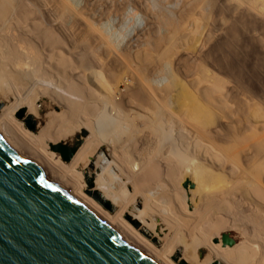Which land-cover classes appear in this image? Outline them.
Listing matches in <instances>:
<instances>
[{
  "label": "bare ground",
  "instance_id": "1",
  "mask_svg": "<svg viewBox=\"0 0 264 264\" xmlns=\"http://www.w3.org/2000/svg\"><path fill=\"white\" fill-rule=\"evenodd\" d=\"M119 1L0 0V127L159 264H264V158L234 186L218 180L201 193L194 210L184 206L185 200L195 204L196 192L188 190V198L180 189L189 150L175 128L182 110L175 108L181 89L178 57L169 51L165 61L150 65L148 54L135 49L156 33L155 22L163 29L159 34L168 37L177 20L168 0L157 3L159 12L147 0L132 1L145 13L147 30L121 39L110 20L111 25L103 21L130 2ZM255 11L264 16L263 9ZM80 25L87 26L88 35L72 40L73 27ZM203 46L204 39L198 40V53ZM209 67L192 86L201 102L185 108L186 130L197 134L193 147L203 149L202 159L226 171L225 162L235 156L217 149L212 127L217 115L209 108L226 98L230 69L225 62ZM216 73L222 77L217 82ZM16 112L39 128L47 123L36 133ZM151 136L157 145L147 162L137 150ZM59 143L77 145L70 161L52 148ZM227 227L239 230L240 242L214 243L216 230ZM203 245L209 249L200 259Z\"/></svg>",
  "mask_w": 264,
  "mask_h": 264
},
{
  "label": "rangeland",
  "instance_id": "2",
  "mask_svg": "<svg viewBox=\"0 0 264 264\" xmlns=\"http://www.w3.org/2000/svg\"><path fill=\"white\" fill-rule=\"evenodd\" d=\"M75 1L81 2V0ZM124 1L120 0L118 3L121 4ZM132 1L142 0H130L129 3H126L125 10L120 12L121 14L119 13L120 15L115 13L103 19L105 22L108 19L109 24L111 22L117 37L119 36L121 39L129 38L130 35L135 36L134 32L147 30L148 20L145 13L141 9H137ZM147 1L152 3L153 10L155 8L161 10V7L157 5V3L161 4L160 0ZM249 3L252 4V7L254 6L255 10H264V0H168V10L177 20L176 27L174 26L175 30L173 28V31L171 27L170 31H172L169 32L168 37L164 33L159 34L160 30L163 32V29L158 26L160 23L157 24L158 22L154 21L153 29L156 28V33L148 42L143 41L142 43L141 41V44L135 48L137 51L148 54L151 59L150 65L165 61L166 53L169 51L171 57H178L180 70L178 68L177 70L180 72L181 89L177 94L178 102L175 108H182V110L180 109L179 124L177 123L175 128H180L184 135V139L181 140L182 147L189 150L187 151V160L183 165V174L180 177V189L182 194L186 192L187 195L188 190L196 192L194 205L189 204L187 200L184 201V206L189 210H194L196 206H199L203 199L200 197L201 193L203 196L204 191L214 189L212 186L216 181H224L225 185L234 186L241 180V177H248L252 167L264 158V16L257 15L256 11L251 9L252 7H248ZM159 9L154 12H159ZM136 13L138 14L136 15ZM157 26L160 29H157ZM86 27L85 25L74 26L71 33L72 40L79 37L81 40L86 37L88 35ZM160 35H165V39L157 42L156 39ZM200 39H204L203 49L199 51L202 52L201 54L197 52V44ZM173 47H176L174 52L170 50ZM223 62L230 69V73L226 75L228 94L225 99L219 98L212 102L211 107H207H210L209 109L215 111L217 115L216 124L212 126L215 127L213 132L216 137L217 149L235 156V161H224L226 171L216 169L204 161L202 159V154L205 153L203 149L193 147L198 139L195 136L197 134L187 133V116L184 113L187 106L194 105L198 100L192 87L194 83L200 77L202 78L204 72L206 73V68ZM216 75L217 78L214 80L220 81L221 75L218 73ZM62 77L67 78L68 75L62 74ZM222 100L224 104H220L222 105L220 107L219 102ZM17 112L16 118L22 120ZM42 114L46 113L42 112ZM27 119L24 117L25 122L23 121L26 127ZM46 123L44 121L39 128V124L34 121V132L39 133ZM141 145H139V149L135 150L138 149L139 153H143V157H148L147 162L151 161L150 159L154 155L152 150L155 151L157 145L155 137L151 136V139L144 141ZM48 148L52 152L51 146ZM126 150L128 149L126 148ZM128 151H130L129 153L133 152V150ZM216 152L219 153V151ZM136 161L134 160L135 163ZM141 161L146 162L145 159ZM201 186H203V191L200 189ZM195 192L193 193L195 194ZM189 196L191 197L192 194L189 193L188 198H190ZM232 198L235 197L232 195ZM161 204H164L163 201ZM111 210L114 212L113 209ZM251 210L256 212L254 209ZM249 213L252 214L251 211ZM183 222L190 223L189 217H185ZM237 226L242 225L238 224ZM216 233L212 239L213 242L216 238L221 239L223 233H229L237 243L242 239L239 230L235 227L217 229ZM219 243L222 244V242ZM208 249V245L201 246L197 251L198 257L205 258Z\"/></svg>",
  "mask_w": 264,
  "mask_h": 264
},
{
  "label": "water",
  "instance_id": "3",
  "mask_svg": "<svg viewBox=\"0 0 264 264\" xmlns=\"http://www.w3.org/2000/svg\"><path fill=\"white\" fill-rule=\"evenodd\" d=\"M52 148L65 161L77 151L64 143ZM221 241L236 243L229 233ZM0 264L159 263L0 127Z\"/></svg>",
  "mask_w": 264,
  "mask_h": 264
}]
</instances>
